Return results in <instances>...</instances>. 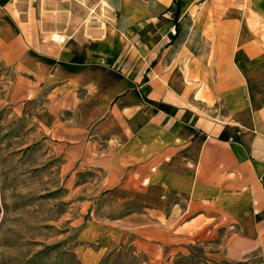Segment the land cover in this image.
I'll return each instance as SVG.
<instances>
[{
	"label": "crops",
	"instance_id": "0c3cea01",
	"mask_svg": "<svg viewBox=\"0 0 264 264\" xmlns=\"http://www.w3.org/2000/svg\"><path fill=\"white\" fill-rule=\"evenodd\" d=\"M95 1L76 29L0 0L11 116L63 159L77 258L264 264V0Z\"/></svg>",
	"mask_w": 264,
	"mask_h": 264
},
{
	"label": "rangeland",
	"instance_id": "374dc122",
	"mask_svg": "<svg viewBox=\"0 0 264 264\" xmlns=\"http://www.w3.org/2000/svg\"><path fill=\"white\" fill-rule=\"evenodd\" d=\"M37 1L54 15L48 23L55 20L59 28L72 23L77 29L78 22L91 23L99 12L92 7L95 0ZM13 77L0 63V264H81L74 252L78 227L72 224L80 214L79 196L70 197L63 159L50 153L29 123L11 116ZM203 254L198 248L175 264H205ZM134 261L124 250L103 264Z\"/></svg>",
	"mask_w": 264,
	"mask_h": 264
},
{
	"label": "built area",
	"instance_id": "2783aa9c",
	"mask_svg": "<svg viewBox=\"0 0 264 264\" xmlns=\"http://www.w3.org/2000/svg\"><path fill=\"white\" fill-rule=\"evenodd\" d=\"M52 39L54 40V41H60V42H65L66 41V39L64 38V37H62V36H60V35H57V34H54L53 36H52Z\"/></svg>",
	"mask_w": 264,
	"mask_h": 264
}]
</instances>
